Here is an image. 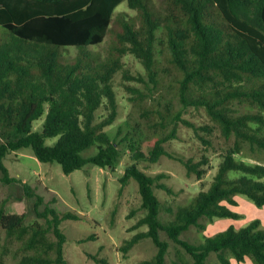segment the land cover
Segmentation results:
<instances>
[{
    "label": "trees",
    "instance_id": "1",
    "mask_svg": "<svg viewBox=\"0 0 264 264\" xmlns=\"http://www.w3.org/2000/svg\"><path fill=\"white\" fill-rule=\"evenodd\" d=\"M124 3L134 17L116 13ZM0 26L10 37L0 36V172L5 184L17 182L4 164L9 153L30 149L39 162L57 163L70 175L88 165L114 170L127 142L133 163L120 182L137 183L146 210L139 226L148 231L128 240L123 250L150 238L158 252L140 264H168V244L159 236L163 231L185 253L174 264H209L213 254L220 264H232L231 258L264 264V228L258 219L240 228L231 225L200 243L181 238L191 227L204 231L206 221L241 219L231 208L238 206V196L264 207V163L237 158L246 149L264 155V0H0ZM110 34L106 56L84 51ZM69 47L80 50L70 61L60 53ZM128 55L144 69L135 79L143 89H128L151 138H141V130L132 128L129 138L117 140L107 130L118 118L113 82L125 71ZM192 110L203 112L209 124L198 128L187 119ZM43 117L41 129L34 131ZM181 125L205 131L206 137L199 138L218 152L220 162L208 189L165 223L155 193L168 190L160 183L163 176H151L139 165L173 158L167 146L179 139ZM177 160L198 180L210 161L206 156ZM6 204L0 201L3 254L17 242L22 254L17 264H68L61 224L79 220L78 215L46 207L40 216L47 225H26L24 214L6 213Z\"/></svg>",
    "mask_w": 264,
    "mask_h": 264
},
{
    "label": "rangeland",
    "instance_id": "2",
    "mask_svg": "<svg viewBox=\"0 0 264 264\" xmlns=\"http://www.w3.org/2000/svg\"><path fill=\"white\" fill-rule=\"evenodd\" d=\"M126 12L130 17L136 15L135 11L128 9L124 3L119 6L116 13ZM114 23L113 29L118 30ZM0 36L3 40L10 39L8 32L0 26ZM113 35H108L100 45L84 48L86 53L94 56L107 55ZM76 47L60 50L66 60L74 59L79 53ZM125 71L120 72L114 79L113 86L118 102V118L114 125L108 127L110 135L117 140H124L131 134L132 128H139L140 137H150L151 132L143 124V118L133 107L129 87L143 89V85L136 81L144 69L139 61L132 55L124 59ZM241 112L249 108L237 106ZM99 114H106L100 110ZM194 122L197 127H205L209 121L203 112L191 111L185 116ZM43 117L35 121L33 130L39 131L42 127ZM122 129L121 134L118 131ZM206 137V132L194 131L184 125L179 129V139L174 140L167 146V151L172 155L163 156L156 164L146 162L140 163L139 167L151 176L162 175L160 183L165 184L168 190L155 189V193L161 203V220L168 222L174 218L179 207L187 206L192 199L202 190H207L219 165L218 152L209 148L199 138ZM55 140H48L52 144ZM121 158L114 170L110 168H99L88 165L81 170H76L66 175L57 163H41L30 149L9 153L4 164L9 170V175L17 182L5 184L1 180L0 172V201L6 200V213L25 215V224H46V218L40 216L46 207L56 208L59 212H71L79 216V220H67L61 224L66 236L64 245V257L68 264H98L94 257L103 260L100 264H140L142 261L151 260L158 252V247L150 238L140 240L131 250H123L128 240L136 235L148 231L145 225L139 226V222L146 216V210L142 208V199L139 194L138 185L131 180L122 185L120 178L126 168L133 163L128 151V144L124 142L121 146ZM206 156L210 161L204 168L207 170L203 179L198 180L196 176H188L184 166L179 160L193 157L196 161ZM239 160L250 164L264 163V155H252L247 149ZM41 197V201H39ZM238 206L231 207L239 213V220L215 219L206 221V229L191 227L184 232L182 239L192 243H200L206 237H211L218 232L226 230L234 225L237 228L244 227L250 222L258 219L264 228V207H256L247 197L238 196ZM160 239L168 244L166 261L174 264L178 256L184 255L183 250L178 247L167 235L161 231ZM51 240H56L53 233H49ZM5 233L0 230V264H17L22 254L18 253L19 244L14 242L7 245L9 250L3 254L5 246ZM186 256V255H185ZM188 256H186L187 258ZM209 264H220L216 254L209 258ZM232 264H253L250 259L238 263L231 258Z\"/></svg>",
    "mask_w": 264,
    "mask_h": 264
}]
</instances>
